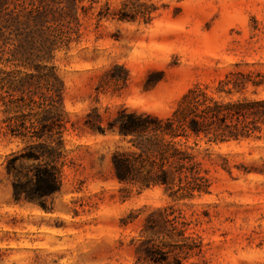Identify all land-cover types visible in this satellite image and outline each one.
I'll use <instances>...</instances> for the list:
<instances>
[{"label": "rangeland", "instance_id": "374dc122", "mask_svg": "<svg viewBox=\"0 0 264 264\" xmlns=\"http://www.w3.org/2000/svg\"><path fill=\"white\" fill-rule=\"evenodd\" d=\"M121 1L99 0L95 12L106 2L116 10ZM145 1L158 8L149 23L86 20L81 41L55 52L69 123L61 190L46 207L13 201L7 160L23 145L2 135L0 108V264H137L146 218L168 206L190 223L187 234L202 240V256L190 261L264 264V174L243 169L262 166L264 137L199 141L211 193L175 200L160 187L120 185L111 162L119 138L83 124L92 108L106 118L121 108L167 117L197 83L214 89L236 65L264 71V0ZM114 65L128 71L126 86L98 93ZM10 70L0 65V81Z\"/></svg>", "mask_w": 264, "mask_h": 264}, {"label": "trees", "instance_id": "16d2710c", "mask_svg": "<svg viewBox=\"0 0 264 264\" xmlns=\"http://www.w3.org/2000/svg\"><path fill=\"white\" fill-rule=\"evenodd\" d=\"M99 0H0V65L10 67L0 81L2 135L23 145L7 160L13 201L39 203L59 193L66 160L65 85L52 67L56 51L81 41L84 21L117 19L146 24L158 8L145 0H123L116 10ZM51 65V66H50ZM114 65L96 88L120 91L128 71ZM264 71L238 65L214 89L197 83L167 117L119 109L106 118L92 108L83 124L90 131L119 138L112 155L113 176L138 191L163 188L177 200L210 194L213 178L199 159V141L226 143L264 137ZM192 141V144L190 143ZM223 168L229 173L227 160ZM246 173L261 167H244ZM190 223L173 206L152 212L136 248L137 264H204L190 261L203 254L202 240L187 234Z\"/></svg>", "mask_w": 264, "mask_h": 264}]
</instances>
